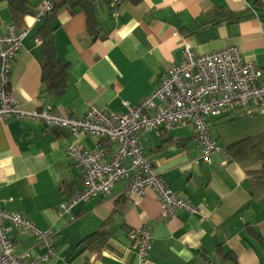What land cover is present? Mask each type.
<instances>
[{
    "label": "crops",
    "instance_id": "0c3cea01",
    "mask_svg": "<svg viewBox=\"0 0 264 264\" xmlns=\"http://www.w3.org/2000/svg\"><path fill=\"white\" fill-rule=\"evenodd\" d=\"M25 1L32 14L20 27L28 28V36L9 75L10 92L24 112L51 110L81 119L95 106L123 113L122 102L134 105L148 97L180 61L186 45L198 55L236 46L244 62L263 72L264 81L263 21L258 17L264 16V0H142L137 5L123 0L117 7L108 0H84L91 12L68 3L51 25L47 17L35 21L40 4L49 0ZM223 9L253 17L216 16ZM90 21L99 28L95 40L86 35ZM10 24V8L0 2V36ZM49 31L56 56L66 66V87L59 97L41 77V37ZM208 123L216 147L211 163L200 159L202 150L188 122L138 135L144 157L165 185L197 208L194 214L179 211L168 221L161 217L155 191L139 197L125 181L106 196L77 203L69 214L58 211L59 203L84 188L68 147L100 150L109 161L116 145L64 128L48 129L39 121L3 119L0 208L54 233L57 254L43 264H264V181L257 184L243 166L255 162L258 168L263 162L264 104L226 111ZM103 224L109 233L105 244L84 248L82 241ZM137 228L151 237L144 260L138 257L137 241L128 237V230ZM8 236L13 254L41 252L28 230L12 228Z\"/></svg>",
    "mask_w": 264,
    "mask_h": 264
},
{
    "label": "built area",
    "instance_id": "2783aa9c",
    "mask_svg": "<svg viewBox=\"0 0 264 264\" xmlns=\"http://www.w3.org/2000/svg\"><path fill=\"white\" fill-rule=\"evenodd\" d=\"M117 7L122 0H108ZM53 0L40 4L35 15L39 22L52 9ZM264 36V23H262ZM28 36V28L6 27L0 36V121L7 118L41 122L48 129L64 128L71 133H83L106 138L116 145L109 161L100 150L85 152L70 145L68 156L82 172L84 188L67 202L57 205L58 211L69 214L80 202L106 196L114 184L125 181L129 192L144 196L148 189L155 191L161 205V217L173 220L179 211L194 214L197 208L177 196L154 171L152 162L142 153L138 135L162 129L169 131L188 122L194 129L195 140L202 150L200 159L211 163L216 151L209 130V119H215L233 109H246L252 103L264 104L263 72L254 64L243 61L239 48L230 46L205 55L196 54L184 46L180 61L173 66L157 88L146 98L132 105L123 101V113H107L90 106L78 119L51 110L24 112L10 92V66ZM39 39H36L38 41ZM40 41V40H39ZM197 163V160L195 161ZM30 231L38 242L35 250L21 255L11 251V228ZM54 233L41 231L19 213L0 208V264H43L57 254L52 244ZM128 237L137 241V254L144 260L150 249V234L143 228L129 229Z\"/></svg>",
    "mask_w": 264,
    "mask_h": 264
},
{
    "label": "trees",
    "instance_id": "16d2710c",
    "mask_svg": "<svg viewBox=\"0 0 264 264\" xmlns=\"http://www.w3.org/2000/svg\"><path fill=\"white\" fill-rule=\"evenodd\" d=\"M128 1H130L132 4L137 5L142 0H128ZM0 2H6L8 4L12 14V22H13L12 25L17 28H21L20 21L23 20L26 14H32L30 7L28 6L25 0H0ZM68 3L72 7H76L80 5L81 8L87 12H91L92 10L91 4L84 0H55L52 9L49 12H47V14L44 16L47 17V21L50 20L49 25H51V22L56 18L59 10L62 9L64 6L68 5ZM256 13L258 14L257 11ZM218 15H223L227 18L236 21L250 19L253 17L251 13L250 14L234 13L232 11L225 9H223L221 13L217 12L216 16ZM258 17H260L264 23V16L258 14ZM98 34H99V28L96 27L95 22L94 21L88 22V30L86 31V35L88 37H93V40H95V37ZM40 48L43 53L42 70H41L42 80L44 84H46L47 88L53 91V97H59L66 87L65 84L66 66L56 56L51 32L41 37ZM262 156L264 157V152H262ZM256 165L257 164L255 162H251L243 166L246 168L247 173L250 174V176L254 179L255 182L257 181L262 183L264 181V159L263 162L260 163V166L258 168H256L257 167ZM249 166H253V168ZM103 226L104 227L100 228L96 233L92 234L91 236L85 238L82 241V243H84V248L99 249L105 244L109 233L107 232L105 224H103Z\"/></svg>",
    "mask_w": 264,
    "mask_h": 264
},
{
    "label": "rangeland",
    "instance_id": "374dc122",
    "mask_svg": "<svg viewBox=\"0 0 264 264\" xmlns=\"http://www.w3.org/2000/svg\"><path fill=\"white\" fill-rule=\"evenodd\" d=\"M260 106V105H259Z\"/></svg>",
    "mask_w": 264,
    "mask_h": 264
}]
</instances>
